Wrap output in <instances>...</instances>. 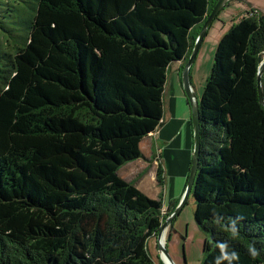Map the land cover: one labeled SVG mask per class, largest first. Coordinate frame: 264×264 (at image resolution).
Returning <instances> with one entry per match:
<instances>
[{
  "label": "trees",
  "instance_id": "1",
  "mask_svg": "<svg viewBox=\"0 0 264 264\" xmlns=\"http://www.w3.org/2000/svg\"><path fill=\"white\" fill-rule=\"evenodd\" d=\"M217 2L0 0V264H156L149 240L178 205L164 215L119 171L163 125L169 69ZM263 59L248 12L199 102L201 264H264Z\"/></svg>",
  "mask_w": 264,
  "mask_h": 264
},
{
  "label": "rangeland",
  "instance_id": "2",
  "mask_svg": "<svg viewBox=\"0 0 264 264\" xmlns=\"http://www.w3.org/2000/svg\"><path fill=\"white\" fill-rule=\"evenodd\" d=\"M248 12H251V14H264V0H230L225 9L218 15L216 24L213 26L220 30V32H216V36L219 33L226 34L232 25L238 23ZM214 31L211 29L212 33ZM217 42L216 39H210L205 44L203 43L197 60L190 69L191 86L199 102L202 99L207 80L212 71L219 45ZM177 69L178 64L174 63L168 72L165 87L164 124L157 134L158 136L146 138L143 141L141 150L144 158L123 166L119 171L121 178L132 182L148 197L162 201L166 207H164L163 213L166 212V215L169 208L173 209L180 204L189 180V171H187L188 173L185 177H181V170L183 167L187 168V163L185 162V140L188 132L190 137L188 142L190 141V144L194 146L193 108L191 102L184 87L181 93L177 90V86L175 88L172 84L173 74L177 72ZM182 73L183 70H181V77ZM153 135L151 134V136ZM159 137L164 138L166 142L159 140ZM154 146H156V152L161 155V166L165 174L164 184H160L157 180L158 165L153 161L152 157V151L155 152ZM193 156L187 170L191 169L189 166L193 161ZM195 210L196 201L194 196L191 195L187 204L168 227L165 247L175 264L202 263L204 244L208 235L197 224ZM167 218L168 216L166 220ZM149 246L151 247L150 244ZM160 255L155 253V257L153 256L156 264H160L162 261Z\"/></svg>",
  "mask_w": 264,
  "mask_h": 264
},
{
  "label": "water",
  "instance_id": "3",
  "mask_svg": "<svg viewBox=\"0 0 264 264\" xmlns=\"http://www.w3.org/2000/svg\"><path fill=\"white\" fill-rule=\"evenodd\" d=\"M230 0H218L214 8L212 9L211 13L207 16L204 24L202 25V28L196 38V42L192 51V54L190 56V59L188 60L187 64L184 67L183 74H182V82L184 90L191 102L193 111H192V124H193V131H194V156L192 161V166L190 170V176L189 180L183 195V198L176 208V210L171 214L166 221L163 222L161 229L159 230V233L157 234V240H158V246H159V253L161 255H164L166 262H169V264H175L172 260L171 256L169 255L166 247L163 244V239L166 238V231L168 227L173 223L175 218L180 213L181 209L187 204L190 196L193 192V187L195 183V178L198 172L199 168V157L201 153V123H200V107H199V100L196 98L190 81V69L195 63L197 56L199 54L200 48L202 46V43L204 41V38L207 34V31L211 24L215 21V19L218 17V15L225 9L227 4ZM263 75H264V59L261 62L259 69H258V94L260 103L264 106V90H263ZM164 261V264H168Z\"/></svg>",
  "mask_w": 264,
  "mask_h": 264
},
{
  "label": "crops",
  "instance_id": "4",
  "mask_svg": "<svg viewBox=\"0 0 264 264\" xmlns=\"http://www.w3.org/2000/svg\"><path fill=\"white\" fill-rule=\"evenodd\" d=\"M216 20H217V18L215 19V21L211 24V26L209 27V29H208V31H207V34H206V36H205V38H204V41H203V43L205 44L208 40H210V39H212V40H217L218 42L217 43H219L220 42V40L222 39V37L224 36V34L225 33H223V34H221V33H219L217 36H216V32L217 31H219L220 32V30L217 28H215V27H213V26H215V24H216ZM211 29H213V30H215L214 31V33H212L211 32ZM212 34V35H211ZM210 36V37H209ZM203 43H202V45H203ZM201 48H202V46H201ZM201 48H200V50H201ZM200 52V51H199ZM199 55V54H198ZM198 57V56H197ZM197 60V59H196ZM177 64H178V69H177V72H175L174 74H173V79H172V84L174 85V87L175 86H177V90H179L181 93H182V88H183V82H182V77H181V70H184V67H185V65L187 64L186 63V61H180V62H177ZM183 74V73H182ZM175 78V79H174ZM176 88V87H175ZM192 89H193V87H192ZM164 124V123H163ZM163 126V125H162ZM162 126L157 130V132L156 133H154V135L153 136H149V137H147V138H154L158 133H159V131L161 130V128H162ZM158 136V135H157ZM146 139V138H145ZM188 139H190V137H189V132L187 133V138H186V140H185V143H186V149H185V162L187 163V168L185 167H183V169L181 170V177H185L186 175H187V171H189L190 172V170H187L188 169V165H189V163H190V161H191V159H192V156H193V151H194V146H192L191 144H190V141L188 142ZM159 140H163L164 142H166V140L164 139V138H162V137H159ZM143 143V142H142ZM142 145V144H141ZM155 148V152L154 151H152V154H153V161L159 166V164H161V155L160 154H158L157 152H156V146H154ZM153 149V148H152ZM143 158H144V155H143ZM142 159V158H141ZM145 160H147L148 161V159L147 158H145ZM138 161V160H137ZM137 161H135V162H137ZM191 166H192V162H191V164H190V168H191ZM165 207V206H164ZM166 208V207H165ZM168 209V208H167ZM168 234V229H167V231H166V235ZM149 244L151 245V247L149 246V249H150V251H151V253H152V256H154L155 257V253H157L158 255H160V253H159V246H158V240H157V237L155 236V237H153V238H151L150 240H149ZM153 257V258H154ZM162 262V261H161Z\"/></svg>",
  "mask_w": 264,
  "mask_h": 264
},
{
  "label": "built area",
  "instance_id": "5",
  "mask_svg": "<svg viewBox=\"0 0 264 264\" xmlns=\"http://www.w3.org/2000/svg\"><path fill=\"white\" fill-rule=\"evenodd\" d=\"M164 215H166V212H164ZM164 246H165V243H164ZM160 257H161V259H162V261L164 262H166V258H165V256L164 255H160ZM167 263V262H166Z\"/></svg>",
  "mask_w": 264,
  "mask_h": 264
},
{
  "label": "bare ground",
  "instance_id": "6",
  "mask_svg": "<svg viewBox=\"0 0 264 264\" xmlns=\"http://www.w3.org/2000/svg\"><path fill=\"white\" fill-rule=\"evenodd\" d=\"M165 243V240L163 239V244ZM166 261H168V260H166ZM168 264H169V262H167Z\"/></svg>",
  "mask_w": 264,
  "mask_h": 264
}]
</instances>
